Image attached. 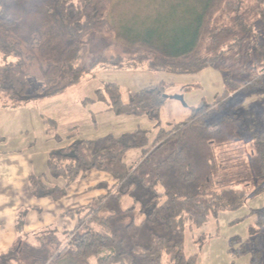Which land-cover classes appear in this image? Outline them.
Wrapping results in <instances>:
<instances>
[{
    "label": "trees",
    "instance_id": "1",
    "mask_svg": "<svg viewBox=\"0 0 264 264\" xmlns=\"http://www.w3.org/2000/svg\"><path fill=\"white\" fill-rule=\"evenodd\" d=\"M205 1L191 28L162 44L121 37L108 18L110 0H0V100L18 106L55 95L97 65L128 66L132 48H145L144 54L130 58L134 65L148 62L155 70L196 73L214 67L227 50L239 47L255 27L264 25V0ZM110 35L117 38L121 53L103 51L87 61L92 41ZM259 64L260 72L248 88L262 84L264 61ZM33 68L40 75L33 74ZM224 81V90L212 102L190 106L187 117L169 129L160 125L166 83L127 92L126 98L117 84L102 83L94 100L115 114L147 117L155 122V138L150 140L149 131L138 128L119 136L76 139L51 153L46 172L29 176L35 198L61 199L67 187L90 170L110 174L115 183L62 239L55 230L19 236L0 254V264H49L65 255L82 264H197L196 254L184 253L185 222L189 228L200 227L210 216L216 219L264 191V126L245 135L239 114L211 118L239 86L227 75ZM166 142H174L171 152L147 173L142 171ZM132 149L140 155L128 164L125 155ZM56 179L65 185L57 186ZM125 197L131 200L126 207ZM263 213L264 208L257 212L248 232L258 261ZM25 216V210L19 212L18 231Z\"/></svg>",
    "mask_w": 264,
    "mask_h": 264
},
{
    "label": "rangeland",
    "instance_id": "2",
    "mask_svg": "<svg viewBox=\"0 0 264 264\" xmlns=\"http://www.w3.org/2000/svg\"><path fill=\"white\" fill-rule=\"evenodd\" d=\"M110 1L111 8L108 18L118 29V32L122 35L121 37L129 40L138 38L143 41H158L162 44L172 42L175 36L178 37L190 29L194 23L197 8L204 6L206 2L205 0ZM102 37L99 38L98 36L92 41V48L87 61L92 59V57L96 58L103 51L108 55L121 53V47L117 43V38L114 35ZM250 37V39L240 44L239 47L227 50L216 63V68L206 67L192 74L143 70H103L99 71L93 79L84 81L80 79L78 83L74 84L63 94L45 97L41 102L30 104L32 108H0V137H3L0 139V143H3L2 141L4 140V146H0V150H3L1 148L8 149V145L10 144L17 143L15 146H18L23 139L34 136L35 130L33 126L27 125L26 123L30 121L29 113L33 109H38L44 115L54 118L57 122V132L61 135L66 132L71 124L79 126L84 136H98V134H106L108 131L118 132L120 125L110 122V120H107L103 116L98 117L95 115L97 118H92L89 109L95 113L97 108H89L83 104L84 97L93 96L94 90L98 88L101 81L118 83L124 96L127 95V89L138 90L149 83L158 84L160 81L170 82L171 85L167 83L166 87L169 93L175 94L183 91L187 93H184L185 95L183 94L185 103L197 105L201 101H213L216 93L222 91L223 76L229 74V77L235 83L239 84L236 89L238 93L229 101V98H226L225 105L227 106L216 111L211 118L217 119L223 116L224 113H230L223 110L229 108L230 105H234L233 103L235 101H242V108L247 103L249 106L257 104L256 108L259 109L262 107V112L264 113V76L262 84L260 85L261 87L253 86L257 88L256 91L251 90L254 93L247 95L244 91V89H248V85L252 83L255 76L260 72L261 65L259 61H264V25L259 24L255 27ZM46 41L49 43L51 39L47 38ZM42 46L44 47L43 43ZM144 49L142 47L132 48V55L144 54ZM132 55L127 56L128 58L126 59L129 60L125 61V65H134L132 63L133 61H130V58H133ZM140 64L147 66L149 63L142 62ZM97 66L100 67L99 65ZM33 69V74L40 75V71L37 68ZM32 100L35 99H31L30 101ZM214 107H216L215 104ZM241 111L243 112V109L238 110L235 114L241 113ZM161 112L162 116H160V119L163 123L162 127L165 129L171 128L168 125L173 122L183 121L189 113L183 107L181 101L174 100L168 102L165 108H162ZM252 112H256V110ZM112 116L116 117L113 114ZM249 116L251 118L249 119L247 117L245 124L242 119L245 135L248 132L264 126L263 118L259 120L256 113H252ZM116 119L118 121L122 119V116H117ZM125 121L127 122V120ZM143 121L139 123L140 127L147 126L148 121L145 117H143ZM104 127H108L109 129L105 131L106 129ZM173 148L174 142H168L164 147L152 153L148 162L142 167V171L147 173L150 166L164 159ZM133 153L131 152L132 155L128 159L135 156ZM123 204H130V201L124 199ZM58 206L59 203L56 204V207ZM44 208L48 209L45 205ZM263 208L264 191L255 195L237 209L219 213L216 219L210 216L207 222L200 227L193 226L189 228V223L185 222L184 253L188 256L196 254L197 264H264V232L259 233L258 243H256L258 244L256 247L261 250L262 257L259 261L255 256H252V244L250 243L248 235L250 225H253L258 216L257 212ZM55 215L56 225L69 223L67 217H57L58 214ZM59 238L62 239V236H59ZM54 246L55 244L51 245L52 249H54ZM246 247L249 251L243 253V249ZM49 264L82 263L65 255L52 260Z\"/></svg>",
    "mask_w": 264,
    "mask_h": 264
},
{
    "label": "crops",
    "instance_id": "3",
    "mask_svg": "<svg viewBox=\"0 0 264 264\" xmlns=\"http://www.w3.org/2000/svg\"><path fill=\"white\" fill-rule=\"evenodd\" d=\"M212 68H216V65ZM103 70H124V71L143 70V71L173 73L167 70L151 69L149 68V66L142 64L131 65V66L129 65V66H124L122 68L97 66L89 73L82 75L80 79L83 81L93 79L97 76L99 71H103ZM226 75L229 76V74ZM226 75L223 76L222 91L225 88L224 78ZM79 80L76 83H78ZM104 82H112L118 85V83L113 81H101L100 85ZM160 82H165V81H160ZM165 83L171 85L170 82H165ZM156 84L149 83L144 87L149 85H156ZM73 85L67 87L65 90L57 94L65 93ZM100 85L98 86V88L100 87ZM256 87H261V86H256ZM256 87L244 89V91L247 95H251V93H254L251 90L256 91L257 89ZM98 88L94 90V93ZM136 90L137 89L135 90L127 89L126 92L136 91ZM221 92H217V93L220 94ZM94 93L93 96H85L83 101L85 100V98H90L92 99V101L88 103L84 102L83 104L87 105L89 108L91 107L97 108V110H95V113L89 109L92 118H97L96 116L98 117L103 116L107 120H110V122L120 125L119 127L120 130L118 132L108 131L106 134H98V136L97 135L84 136L79 126L71 124L67 128L66 132L63 135H61L57 132V122L54 118L44 115L42 111H39L38 109H33L29 113L30 121L26 123L27 125L33 126V129L35 130L34 136H31V138L28 139H23L20 145L18 146H15L17 144L16 143V144L8 145V149L1 148L3 150H0V254L7 251L10 247H12L17 242L19 236H21L22 238H31L34 235L47 230H55L59 235L63 236L65 232L72 231L77 226L79 220L83 219L92 208L94 209L97 208V205L95 204L97 200L105 196L108 193L110 187H112L115 183L113 177L107 174L106 172L88 171L84 178L78 179L79 181L76 182L74 181L75 183L72 182V184H70L67 187V194L64 195L61 199L57 201H53L48 197L35 198L32 196L29 189V181H28L29 176L31 174L37 175L46 172L47 160L51 153L72 143L76 139H87V140L96 139L108 134H111L113 136H119L123 133L132 132L138 128L148 130L150 133L149 134L150 140H153L155 138L157 133V128H155V122L150 121L145 116L133 117L131 115L132 116L131 117L129 115H116L113 112H111L105 104L99 101H95ZM184 93L185 92L182 91L181 93L173 94V93H169L166 90L165 91L166 99L163 108H165L166 104L168 102H171L172 100L179 102L181 101L183 107H185V109L187 110L190 106L196 105V104H186L183 96ZM237 93H238L237 90L231 92L227 97L229 98L228 101L231 98H233ZM175 95L180 96L181 100L173 98V96ZM43 98H38L32 101L29 100L18 106L4 105L0 100V108H11V109H16L21 107L23 109L32 108L30 107L32 106L30 104H34L35 102L37 103L41 102ZM124 98H126V95L124 96ZM233 104L234 105H230V107L228 106L229 108L223 111L236 113L238 110L243 109V112L241 111V113H237V114H239L242 117L244 124L247 117L249 119L251 118L249 115H251L252 113H256L258 119L261 120L263 118L264 121V113L262 112V107H260L259 109L256 108L257 104L256 105L252 104L251 106H249L247 103V105L243 106V108H242V101H235ZM253 110H256V112H252ZM112 114L115 115L116 117H113ZM117 116H122V119L116 121ZM123 116H129V117H123ZM160 116H162V114ZM143 117H145L148 121L147 126L140 127L139 123L144 122ZM125 120H127V122ZM175 123L178 122H173L170 125H168V127L172 126ZM162 124L163 123L160 120V125L162 126ZM104 128L106 129L105 131L109 129L108 127H104ZM2 138L3 137H0V139ZM2 142L3 143H0V146L3 147L4 140ZM167 143L168 142L164 143L157 150H159L161 147H164ZM131 152H134L133 155L135 156L128 159L132 155ZM139 155H140L139 150H134V149L129 150L125 155L126 156L125 161L128 164H131L137 160ZM53 182L60 187H63L65 185V181L63 179H56L53 180ZM102 185L105 186L101 187ZM124 199L129 200L131 203V200L129 198L125 197L123 198V200ZM123 200H122V204H123ZM58 203L59 206L56 207V204ZM44 205L47 206L48 209L44 208ZM128 205L130 204H125V205L123 204L124 207ZM23 210H25L26 212L25 222H24L23 230L18 231L16 227L17 218L19 212ZM55 214H58L57 217L59 216L67 217L69 219V223L65 225L64 224L56 225Z\"/></svg>",
    "mask_w": 264,
    "mask_h": 264
},
{
    "label": "water",
    "instance_id": "4",
    "mask_svg": "<svg viewBox=\"0 0 264 264\" xmlns=\"http://www.w3.org/2000/svg\"><path fill=\"white\" fill-rule=\"evenodd\" d=\"M173 98H175V99H180V100H181V97L178 96V95L173 96Z\"/></svg>",
    "mask_w": 264,
    "mask_h": 264
}]
</instances>
